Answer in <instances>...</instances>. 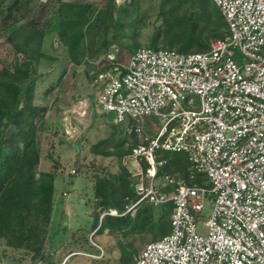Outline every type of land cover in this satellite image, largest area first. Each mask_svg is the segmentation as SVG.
<instances>
[{
  "label": "built area",
  "instance_id": "2783aa9c",
  "mask_svg": "<svg viewBox=\"0 0 264 264\" xmlns=\"http://www.w3.org/2000/svg\"><path fill=\"white\" fill-rule=\"evenodd\" d=\"M210 1L226 33L206 50L141 47L123 72L97 73L99 114L138 143L119 159L133 195L99 215L87 235L98 254L84 256H103L95 238L104 217L169 206L168 233L134 264H264V0ZM166 153L185 155L189 178L201 180L163 172Z\"/></svg>",
  "mask_w": 264,
  "mask_h": 264
},
{
  "label": "rangeland",
  "instance_id": "374dc122",
  "mask_svg": "<svg viewBox=\"0 0 264 264\" xmlns=\"http://www.w3.org/2000/svg\"><path fill=\"white\" fill-rule=\"evenodd\" d=\"M56 1L0 0V75L5 71L12 72L13 65L22 62V57L14 53L7 38L17 35L32 20L51 30L58 27L56 16L63 20L80 15L78 19L84 22L82 30L89 47L85 60L73 65L65 48L58 43L56 32L48 30L46 34L51 43H44L43 59L36 72L31 73L30 80H34L32 104L41 108L34 119L35 143L39 150L38 170L56 174L52 229H48L43 246L44 252L50 251L54 255L44 264H60L67 253L76 254L66 264H134L133 257L146 243L168 233V208L155 209L154 214L151 213V222H145L139 228V223L149 218L150 213H143L125 234L98 233L95 241L103 249V256L92 259L82 255L98 254L87 244L88 228L96 205L92 194L95 179L108 177V173H114L121 167L119 161L93 152L103 153L104 148L117 150L122 142L125 148L138 143L136 137L99 114L93 75L105 67L124 68L132 51L139 47L152 43L159 49L165 47V39L181 30V27L172 28L175 24L168 25L166 18L196 12L199 5L209 9L214 5L210 0H187L184 5L176 0H62L79 5L81 11L74 7L61 13ZM127 3H131V8L126 7ZM200 21L197 28L200 32L203 30L202 41L208 45L218 39L216 32L205 29L206 20ZM117 45L119 48L116 49ZM193 49L196 47L189 51ZM112 62L114 64H110ZM22 85L25 88V82ZM151 120L157 121L158 126L162 124L160 118ZM15 132L14 127L6 128L3 139L7 140ZM92 163L95 166L89 165ZM1 241L0 264L37 263L28 251L7 248ZM119 243L130 254L131 261L120 262Z\"/></svg>",
  "mask_w": 264,
  "mask_h": 264
},
{
  "label": "trees",
  "instance_id": "16d2710c",
  "mask_svg": "<svg viewBox=\"0 0 264 264\" xmlns=\"http://www.w3.org/2000/svg\"><path fill=\"white\" fill-rule=\"evenodd\" d=\"M176 1L182 5L187 3V0ZM131 3H127L126 7L131 8ZM55 4H58V10L61 13L63 10L74 7L81 11V7L79 8V5L74 3L57 0ZM39 7L43 8L42 5ZM199 7L196 12H187L182 17L170 16L168 19L166 18L168 25L175 24L172 28L181 27V30L167 37L165 39L166 46L160 49H172L178 44V47L174 48L178 52L190 53L195 50L198 52L206 50L208 45L204 40L202 41L201 36L203 30L200 32L197 28L200 20L203 19L206 20L204 21L205 29L216 32L218 38L225 36L226 24L219 10L215 6L210 9L205 5H199ZM75 17L62 20L60 16H56L58 27L50 28L56 32L57 41L68 53L70 63L78 65L85 60V53L89 47L82 30L85 26L84 22L78 19L80 15H75ZM211 18L214 20H210ZM48 30L50 29L41 27L32 20L17 35L8 37V43L14 53L22 57V62L13 65L12 72L5 71L0 75V240L7 248L28 251L32 259L37 262L36 264H44L51 258L47 252H44L43 246L46 242L45 236L51 227L56 180L54 171L40 172L38 170L39 150L35 143L34 119L41 108L32 104L34 88L32 82L34 80H30L31 73L36 72V67L43 59L44 43L46 41L51 43V39L46 34ZM193 46L196 49L189 51ZM144 47L159 49L153 43ZM117 48H119L118 45ZM78 53H80L79 56H77ZM114 67L116 66L105 67L99 73H105ZM119 70L123 72L124 68ZM97 73L93 75V81H95ZM24 82L25 88L22 85ZM4 127L5 129L14 127L16 130L7 140L3 139ZM133 147L127 145L125 148L124 142H122L114 151H108L106 148L103 149V153L97 150L93 152L89 149V151L117 162ZM163 158H167L168 161L163 172L171 175L177 174L189 184L201 180L202 175L198 174L194 175L192 180L189 178L190 163L185 155L166 153ZM89 165L95 166L93 163ZM108 174H110L108 177L96 178L93 185L92 194L96 205L91 224L92 229L97 225L98 217L104 210H123V198L133 195L125 168L120 167L118 171ZM143 213L150 214L147 221L142 220L139 223L138 227L140 228L145 222H151V215L154 214L153 208H142L134 219L129 216L104 217L99 232L108 228L110 235L125 234L132 225L134 226L140 220ZM90 230L88 229V232ZM118 247L120 262L131 261V256L125 251V247L120 243Z\"/></svg>",
  "mask_w": 264,
  "mask_h": 264
},
{
  "label": "crops",
  "instance_id": "0c3cea01",
  "mask_svg": "<svg viewBox=\"0 0 264 264\" xmlns=\"http://www.w3.org/2000/svg\"><path fill=\"white\" fill-rule=\"evenodd\" d=\"M115 158H117V157H115ZM118 161H119V160H118ZM65 204H66V203H64L63 206H64ZM53 207H54V205H53ZM167 208L169 209V206H168V207H162V208H160V210H161V209H167ZM169 212H170V211H169ZM91 224H92V222H91ZM91 224H90V227H89L88 229H92V228H91ZM51 229H52V223H51ZM97 236H98V235H97ZM0 241H1V240H0ZM1 242H3V241H1Z\"/></svg>",
  "mask_w": 264,
  "mask_h": 264
},
{
  "label": "clouds",
  "instance_id": "9594fccd",
  "mask_svg": "<svg viewBox=\"0 0 264 264\" xmlns=\"http://www.w3.org/2000/svg\"><path fill=\"white\" fill-rule=\"evenodd\" d=\"M97 223H98V221H97ZM95 227H96V226H95ZM95 227H94V228H95ZM94 228H93V229H94ZM91 230H92V229H91ZM91 230H90V231H91ZM99 233H101V232H99Z\"/></svg>",
  "mask_w": 264,
  "mask_h": 264
}]
</instances>
